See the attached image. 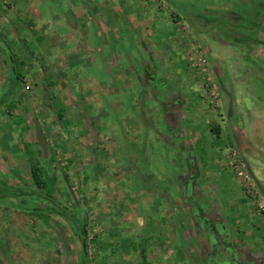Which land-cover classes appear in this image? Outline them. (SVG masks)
I'll use <instances>...</instances> for the list:
<instances>
[{"label":"rangeland","instance_id":"374dc122","mask_svg":"<svg viewBox=\"0 0 264 264\" xmlns=\"http://www.w3.org/2000/svg\"><path fill=\"white\" fill-rule=\"evenodd\" d=\"M260 8L0 0V186L36 192L38 168L43 196L86 227L88 264H264V181L244 157L264 165V46L232 41L264 38L240 27ZM241 130L245 146L230 142ZM46 202L0 201L1 264H87Z\"/></svg>","mask_w":264,"mask_h":264},{"label":"trees","instance_id":"16d2710c","mask_svg":"<svg viewBox=\"0 0 264 264\" xmlns=\"http://www.w3.org/2000/svg\"><path fill=\"white\" fill-rule=\"evenodd\" d=\"M264 15L262 9H258L255 11V15L252 18H241V24L240 27H243L244 29H249V30H260L263 32L264 35V23H260L258 21V18L260 16ZM235 41L237 44H251V45H258V46H264V38H253V39H242V40H232ZM0 50L2 52H4V50H2V48H0ZM7 61L13 65L15 67V58L14 56H11V54H9L6 57ZM13 77L15 80H18L20 78V74H18V72L13 69ZM14 93V89L13 87H10L8 94L6 97H10L12 96ZM7 100V98H6ZM214 133L218 134L220 131L219 130H213ZM31 180L33 182V186L35 187V189L37 188L36 192H32L30 190H26V189H13V188H9V187H3L0 186V200H7V199H11V198H20L23 196H36L38 199H43L46 200V208L48 207L49 203L53 205V207H56V209H58L57 211L59 212V214H62L64 217L70 219L71 221L74 222V224L77 226L78 230L81 232L80 236L82 237V241H83V249H84V259H85V263L88 262V244H87V232L85 231V226L81 225L79 220L75 217H73L71 215V213L68 212L66 207H63L61 205H59L57 202H55V200L51 197H46L45 195L43 196L42 192H40V189H42L43 187H45V183L42 180L40 171L38 170V168L36 167H32L31 171ZM88 264V263H87Z\"/></svg>","mask_w":264,"mask_h":264},{"label":"crops","instance_id":"0c3cea01","mask_svg":"<svg viewBox=\"0 0 264 264\" xmlns=\"http://www.w3.org/2000/svg\"><path fill=\"white\" fill-rule=\"evenodd\" d=\"M8 99V98H7ZM234 115H235V117L237 116L235 113H233L232 112V114L230 115V117H232V118H234ZM248 116H250V115H247V117H246V119L248 118H251V117H248ZM237 118V117H236ZM251 121H252V119H251ZM252 123V122H251ZM251 129V128H250ZM248 130L249 131V133H248V135H250L252 132H251V130ZM224 130H226V129H224ZM239 130V129H238ZM246 130V129H245ZM245 130H241L240 132H238L239 134V136L237 135L236 137L235 136H233V138H231L230 139V142L232 143H235V142H239V140H241L242 141V145H244L245 146V144L243 143V141H247L248 140V138H247V136H246V134H247V132L245 133ZM222 132H224V131H222ZM243 133V134H242ZM232 145V144H231ZM12 149L14 150L15 149V146H13L12 147ZM250 156H251V158H250ZM244 157H245V159L248 161V163H249V165H250V167H252V168H254V170L253 171H255V173H256V175H257V177L259 178V180L260 181H264V165L262 166V165H257V163L259 164V162L258 161H255V162H257V163H255V162H252L253 160H252V158H253V156L252 155H249V153H245L244 154ZM28 158V157H27ZM29 160V159H28ZM0 201H6V200H0ZM243 208H246V211H244L243 213L245 214H247V213H251V211H250V209H248L247 207H243ZM4 226H2V225H0V228L1 229H4L5 230V228H7V227H9V226H7V227H4ZM10 228H7V230H9ZM155 238V237H154ZM153 238V239H154ZM2 240H1V236H0V251L2 250V247L4 248L5 246H4V243L2 242ZM2 251H4V250H2ZM6 253V252H5ZM9 254H10V245H8L7 246V255L9 256ZM7 255H5V256H7ZM1 258V257H0ZM166 258H168V256L166 257ZM1 262H2V260L0 259V264H1Z\"/></svg>","mask_w":264,"mask_h":264},{"label":"built area","instance_id":"2783aa9c","mask_svg":"<svg viewBox=\"0 0 264 264\" xmlns=\"http://www.w3.org/2000/svg\"><path fill=\"white\" fill-rule=\"evenodd\" d=\"M229 159L231 160L230 162L231 167L236 171L241 181V185L247 189V193L251 198L257 199L258 191L255 189L254 186H252L253 184L251 177L242 171L241 164L237 160L238 159L237 153L234 151L232 154H230ZM257 203H258L259 212L264 214V201L259 200L257 201Z\"/></svg>","mask_w":264,"mask_h":264},{"label":"water","instance_id":"95a60500","mask_svg":"<svg viewBox=\"0 0 264 264\" xmlns=\"http://www.w3.org/2000/svg\"><path fill=\"white\" fill-rule=\"evenodd\" d=\"M40 140H41V145L43 146V147H45L46 148V146L44 145V143H43V139H42V136H40Z\"/></svg>","mask_w":264,"mask_h":264},{"label":"flooded vegetation","instance_id":"af4514ba","mask_svg":"<svg viewBox=\"0 0 264 264\" xmlns=\"http://www.w3.org/2000/svg\"><path fill=\"white\" fill-rule=\"evenodd\" d=\"M225 264H229V262H225Z\"/></svg>","mask_w":264,"mask_h":264}]
</instances>
